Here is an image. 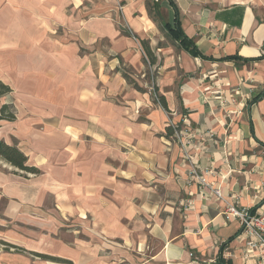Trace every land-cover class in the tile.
Here are the masks:
<instances>
[{"label":"crops","instance_id":"crops-1","mask_svg":"<svg viewBox=\"0 0 264 264\" xmlns=\"http://www.w3.org/2000/svg\"><path fill=\"white\" fill-rule=\"evenodd\" d=\"M172 2L202 57L144 0H0V139L38 169L0 159V264H264L223 215L264 214V0Z\"/></svg>","mask_w":264,"mask_h":264},{"label":"trees","instance_id":"trees-1","mask_svg":"<svg viewBox=\"0 0 264 264\" xmlns=\"http://www.w3.org/2000/svg\"><path fill=\"white\" fill-rule=\"evenodd\" d=\"M144 1L148 14H150L152 10H157L159 12L160 9H163L161 3H159L158 0H144ZM168 1L173 5L172 0H168ZM165 18H161L160 20H158L159 23L158 25L160 27V30L165 32L172 39V41H174L177 44L178 48H180L184 52L188 53L191 56L202 57V54L198 51L193 40L189 39L183 33L182 29L180 28V25L175 23V21L173 23H170L169 20L167 19V16ZM140 43L145 54L147 55L150 64L154 63V56L152 55V53L148 48V43L145 40H140ZM123 75L128 79V75L126 73H123ZM10 92H11L10 87L0 81V97ZM263 93L264 92H261L255 99L260 98L263 95ZM157 97L158 100L161 102V105L165 108L164 98L162 96H157ZM13 119H14L13 106L7 103H3L2 105H0V121L2 120L10 121ZM168 133H169L168 135H172L173 129L168 128ZM0 159L6 161L7 163L11 164L14 167H17L22 171L30 172V173L38 172L37 168L33 166H29L27 164V157L15 145L7 144L1 139H0ZM216 262L217 264H230L228 261L222 259V257H219Z\"/></svg>","mask_w":264,"mask_h":264},{"label":"built area","instance_id":"built-area-1","mask_svg":"<svg viewBox=\"0 0 264 264\" xmlns=\"http://www.w3.org/2000/svg\"><path fill=\"white\" fill-rule=\"evenodd\" d=\"M170 126L174 131V135L181 142L180 138L182 136L180 135L184 134V132L177 130L176 125L172 122H170ZM185 157L189 158L188 155ZM191 178H196L200 184L206 185L204 178L199 175L196 169L191 170ZM212 191L216 196L224 200L217 188H212ZM223 215L226 220H239L242 223L243 232L249 237L246 243L248 250L251 252L258 251L262 254L260 256L264 257V214H252L247 208L237 206V200L235 202L225 200ZM250 256L251 254H246L245 259L247 260Z\"/></svg>","mask_w":264,"mask_h":264},{"label":"rangeland","instance_id":"rangeland-1","mask_svg":"<svg viewBox=\"0 0 264 264\" xmlns=\"http://www.w3.org/2000/svg\"><path fill=\"white\" fill-rule=\"evenodd\" d=\"M158 2L161 3L162 0H158ZM159 12H160V14H159ZM159 12L157 10H152L150 14H148V12H147V17L152 22V30L154 31V36L158 40V45H164V46L168 45V47L172 48L173 50L180 51V48H178L177 44L174 41H172V39L165 32L160 30V27L158 25L159 24L158 20H160L161 18H165L167 16V12L164 9V7H163V9H160ZM167 19L169 20L168 16H167ZM159 39H161V41H159ZM144 40L147 43L150 42V40H148L147 38H145ZM145 57H146L145 59L148 60L147 55H145ZM145 59H144V61L146 62Z\"/></svg>","mask_w":264,"mask_h":264}]
</instances>
